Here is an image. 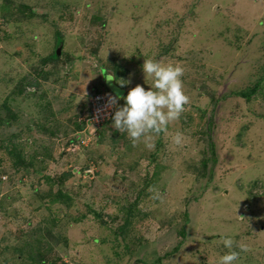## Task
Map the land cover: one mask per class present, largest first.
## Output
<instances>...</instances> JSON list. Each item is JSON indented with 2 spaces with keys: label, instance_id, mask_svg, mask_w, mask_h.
Wrapping results in <instances>:
<instances>
[{
  "label": "rangeland",
  "instance_id": "rangeland-1",
  "mask_svg": "<svg viewBox=\"0 0 264 264\" xmlns=\"http://www.w3.org/2000/svg\"><path fill=\"white\" fill-rule=\"evenodd\" d=\"M144 59L182 66L190 100L133 146L86 119L108 83L152 87ZM232 250L264 264V0H0V264Z\"/></svg>",
  "mask_w": 264,
  "mask_h": 264
},
{
  "label": "clouds",
  "instance_id": "clouds-1",
  "mask_svg": "<svg viewBox=\"0 0 264 264\" xmlns=\"http://www.w3.org/2000/svg\"><path fill=\"white\" fill-rule=\"evenodd\" d=\"M142 71L144 79L150 78L153 81L151 88L145 90L137 84L126 96L109 95L106 102V107L116 108L111 116L112 127L120 133L126 132L133 146L142 139L147 142L166 132L168 125L180 118L190 100L183 90L182 66L163 65L153 59H144ZM111 76V79H106L108 82L115 80V77ZM119 81L121 87L127 83L124 80ZM120 99L124 104L116 107ZM174 143L176 145L182 143L180 133L174 137ZM147 146L151 148L153 145L148 143ZM158 198H160L158 194L153 196V199ZM221 242L230 250L235 243L232 238H223ZM239 248L243 252L250 250L243 244L239 245ZM239 256L240 253L237 251H228L219 257L217 264H235Z\"/></svg>",
  "mask_w": 264,
  "mask_h": 264
},
{
  "label": "built area",
  "instance_id": "built-area-1",
  "mask_svg": "<svg viewBox=\"0 0 264 264\" xmlns=\"http://www.w3.org/2000/svg\"><path fill=\"white\" fill-rule=\"evenodd\" d=\"M111 93H96L90 99V107L86 122H89L93 129H96L107 122L115 111V107H106L107 98ZM114 96V95H113Z\"/></svg>",
  "mask_w": 264,
  "mask_h": 264
},
{
  "label": "water",
  "instance_id": "water-1",
  "mask_svg": "<svg viewBox=\"0 0 264 264\" xmlns=\"http://www.w3.org/2000/svg\"><path fill=\"white\" fill-rule=\"evenodd\" d=\"M108 87H109V89H110L115 95H120V96H122L123 93H124L123 90L119 89L118 87H116V86H114V85H112V84H109V83H108Z\"/></svg>",
  "mask_w": 264,
  "mask_h": 264
},
{
  "label": "trees",
  "instance_id": "trees-1",
  "mask_svg": "<svg viewBox=\"0 0 264 264\" xmlns=\"http://www.w3.org/2000/svg\"><path fill=\"white\" fill-rule=\"evenodd\" d=\"M57 56H58V53H57V51H55V52L53 53V57H57ZM49 58H50V57H49ZM49 58H48V59H49ZM48 59H47V60H48ZM253 92H254V90H252L250 93L240 92L239 95L242 96V97H246V98H247V97H249V95H250L251 93H253ZM122 96H123V95H122ZM114 112H115V111H114ZM113 114H114V113H113Z\"/></svg>",
  "mask_w": 264,
  "mask_h": 264
}]
</instances>
